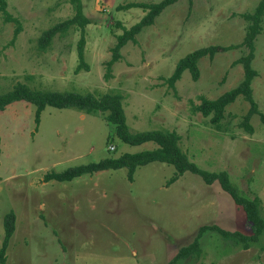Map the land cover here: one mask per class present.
Returning a JSON list of instances; mask_svg holds the SVG:
<instances>
[{
    "label": "rangeland",
    "instance_id": "1",
    "mask_svg": "<svg viewBox=\"0 0 264 264\" xmlns=\"http://www.w3.org/2000/svg\"><path fill=\"white\" fill-rule=\"evenodd\" d=\"M89 19L84 26L82 57L87 69L73 71L79 29L55 34L44 48L40 32L73 13L69 0H5L0 12V92L20 81L51 90L104 91L122 95L130 131L174 130L190 160L207 170L224 169L247 197L257 195L264 217V121L252 113L247 133L238 125L248 107L241 96L228 103L221 119L226 130L212 128L192 110L199 96L214 97L242 76L246 46L238 45L197 59L198 76L187 69L169 86L176 60L207 44L238 43L257 0H174L151 24L120 48L105 77V61L115 34L138 20L140 7L117 9L132 0H80ZM157 1V0H133ZM254 36L250 86L264 114V16ZM12 39V40H11ZM34 104L11 101L0 110V244L2 216L12 209L14 229L5 247V264H165L179 246L190 242L201 224L250 232L249 221L216 180L205 183L189 170L166 184L170 163L153 160L137 165L132 179L125 167L83 173L69 180H43L45 172L68 165L155 146L151 140L128 144L114 134L101 114L73 107L45 105L34 120ZM111 146V147H110ZM243 248L208 229L199 237V254L173 264H264V235Z\"/></svg>",
    "mask_w": 264,
    "mask_h": 264
},
{
    "label": "trees",
    "instance_id": "2",
    "mask_svg": "<svg viewBox=\"0 0 264 264\" xmlns=\"http://www.w3.org/2000/svg\"><path fill=\"white\" fill-rule=\"evenodd\" d=\"M174 0L157 1H126L118 3L117 9L128 7H140L144 9L141 17L128 27H123L121 32L115 34V41L110 47L111 55L105 61L106 73L109 74V68L113 61L120 56L119 48L127 41H135L134 34L143 26L152 23L154 17L162 8ZM72 5L73 13L54 22L43 29L37 37V45L44 48L55 34H63L68 27L75 26L79 29V37L76 41V53L78 61L73 68L77 72L79 68L87 69V64L83 61L82 47L84 43V26L89 19L82 12L80 0H69ZM0 12L4 20H13L15 26L12 31V38L19 32L20 23L17 18L7 13L5 9V0H0ZM240 15L246 20L244 34L238 43L227 44H207L198 46L179 57L167 77H163L169 86H173L183 69H187L193 79L198 76L197 59L202 55L211 57L216 51H222L236 46L244 45L247 50L244 54L235 58L232 63L240 62L242 66V76L239 81L220 92L214 97L199 96V102L192 105V110L199 111L201 115L206 116L210 126L216 130L224 131L226 127L221 119L224 117L225 106L232 102L237 95H241L247 102L248 107L240 116L238 125L247 133L253 131V126L249 122L252 113L259 114L264 121V114L259 111L257 103L251 93L250 82L257 74V70L251 65V59L254 55L253 38L261 29V20L264 16V0H257L251 11H243ZM12 40V39H11ZM23 99L34 104V120L39 119L40 111L45 105L55 107H73L81 112L91 114H101L106 120L114 124V134L123 142L128 144H139L151 140L155 146L136 151H123L115 156H104L94 161L76 163L68 165L59 170H50L44 173L43 180H69L74 176L91 173L96 170L107 168L125 167L126 178L132 179V174L137 165L149 161L158 160L170 163L173 166V172L167 178L166 184L175 180L183 171L189 170L198 174L205 183H211L216 180L219 186L226 191L232 200L240 205L245 218L249 221L250 232L245 233L240 230L224 229L216 224H201L197 227L192 240L185 245H181L175 253L167 260L165 264H173L178 258L186 257L191 254H199V237L208 230H216L224 239L235 243H240L243 248L250 243L258 240L259 235H264V217L260 212V200L257 195L252 197L245 196L238 186L233 183L224 169L217 171L207 170L197 166L190 160L184 150L178 145V134L174 130L167 129H144L130 131L125 122V115L122 107V95L117 91H104L98 96L89 91L78 92L75 90H51L31 87L20 81L14 82L9 88L0 92V110L11 101ZM15 215L12 209L6 211L2 216L3 236L0 244V264H5V247L8 239L14 229Z\"/></svg>",
    "mask_w": 264,
    "mask_h": 264
},
{
    "label": "built area",
    "instance_id": "3",
    "mask_svg": "<svg viewBox=\"0 0 264 264\" xmlns=\"http://www.w3.org/2000/svg\"><path fill=\"white\" fill-rule=\"evenodd\" d=\"M111 147V146H110Z\"/></svg>",
    "mask_w": 264,
    "mask_h": 264
}]
</instances>
